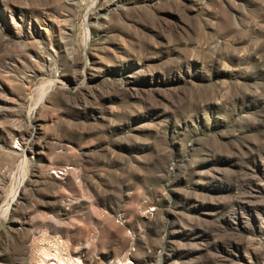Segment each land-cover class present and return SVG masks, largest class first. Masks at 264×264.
Wrapping results in <instances>:
<instances>
[{
    "label": "rangeland",
    "instance_id": "374dc122",
    "mask_svg": "<svg viewBox=\"0 0 264 264\" xmlns=\"http://www.w3.org/2000/svg\"><path fill=\"white\" fill-rule=\"evenodd\" d=\"M0 207V264H264V0H0Z\"/></svg>",
    "mask_w": 264,
    "mask_h": 264
},
{
    "label": "bare ground",
    "instance_id": "6f19581e",
    "mask_svg": "<svg viewBox=\"0 0 264 264\" xmlns=\"http://www.w3.org/2000/svg\"><path fill=\"white\" fill-rule=\"evenodd\" d=\"M14 195H15V193H13V196H12V198H10V199H8L6 202H5V204L3 205V207H2V209L5 211V210H8V208H9V206H10V204L12 203V199L14 198ZM1 208V207H0ZM4 213V212H3ZM59 258V257H58ZM52 260H54V259H52ZM62 260V259H61ZM58 262H60L59 261V259L57 260ZM56 262V261H55ZM57 262V263H58ZM65 262V261H64ZM73 263V262H72Z\"/></svg>",
    "mask_w": 264,
    "mask_h": 264
}]
</instances>
